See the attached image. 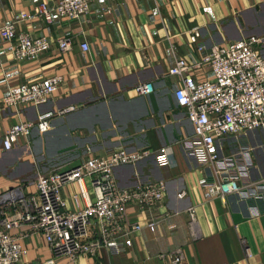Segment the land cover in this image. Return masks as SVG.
I'll return each instance as SVG.
<instances>
[{
	"label": "crops",
	"instance_id": "0c3cea01",
	"mask_svg": "<svg viewBox=\"0 0 264 264\" xmlns=\"http://www.w3.org/2000/svg\"><path fill=\"white\" fill-rule=\"evenodd\" d=\"M41 2L54 0H0V29L30 12ZM199 32L196 43L189 36ZM15 32L46 36L45 51L14 58L7 41L0 36V99L9 87L61 74L62 80L45 102L19 111L0 102V193L23 184L32 191L38 174L54 167H68L90 153H106L125 146L129 149L162 145L171 148L172 162L165 166L148 156L114 169L120 186L148 180L164 183L166 212L153 228L143 224L131 233V243L114 253L100 247L94 254L74 259L58 257L56 264H169L158 257L161 252L181 247L184 264H264V194L241 200L230 195L228 203L219 198H204L197 180L210 168L185 152L182 140L193 132V125L175 103L173 89L179 76L168 69L179 56L197 62L204 50L226 41L249 35L263 38L264 0H93L86 15L58 24L41 19H18ZM67 37L71 48L61 51L57 38ZM88 43L87 49L80 42ZM208 70H193L201 76ZM150 82L148 94L134 86ZM73 105L66 114L59 108ZM49 111L50 126L40 132L33 128L29 137H19L9 149L1 137L13 123L35 120ZM223 153L232 154L244 165V181L264 184V133L249 130L222 139ZM243 153V154H242ZM74 184H66L62 194L73 209ZM92 196V195H91ZM194 209V233L188 210ZM146 212L129 205L130 220L143 222ZM27 252L18 264H45L51 251L42 235L31 232L27 224L10 229ZM247 248V251H246Z\"/></svg>",
	"mask_w": 264,
	"mask_h": 264
},
{
	"label": "built area",
	"instance_id": "2783aa9c",
	"mask_svg": "<svg viewBox=\"0 0 264 264\" xmlns=\"http://www.w3.org/2000/svg\"><path fill=\"white\" fill-rule=\"evenodd\" d=\"M93 0H54L41 2L28 13L21 12L13 22L0 29V36L7 41V49L14 58L35 56L50 46L46 36H31L26 32H15V22L20 19H41L58 24L76 20L89 11ZM199 32L194 31L189 41L196 43ZM61 51L71 48L67 37L56 40ZM263 38L249 35L239 40L226 41L204 50L197 62L179 56L169 67L171 74L180 80L173 89L175 103L193 125L190 136L183 138L185 152L206 164L208 174L198 178L204 198H219L228 203L230 195L241 200H254L264 194V184L259 181H244V165L237 164L232 154L223 153L222 139L227 135H239L253 129L264 133V52ZM86 41L80 48L87 49ZM207 66L201 76L193 70ZM61 74H50L39 79L21 82L9 87L1 97L3 107L23 110L27 106L47 101L57 90ZM139 94H148L150 82H139L134 86ZM73 105L59 108L57 115L66 114ZM51 112L46 111L35 120H21L11 124L1 137L3 149L11 148L21 136L29 137L33 128L40 132L50 126ZM243 154V153H242ZM153 156L160 166L172 162L171 148L162 145L149 148L129 149L125 146L106 153H90L68 167H54L38 174L34 189L29 191L23 184L12 185L0 193V264H18L27 252L18 236L10 229L27 224L31 232L43 236L51 251L45 264H56L58 257L74 259L80 254L92 255L100 247L118 253L131 243V233L143 224L153 228L166 212L164 183L148 180L131 186H120L114 174L115 167L135 163ZM74 184L72 202L83 205L70 209L61 189ZM92 195V196H91ZM129 205L146 212L143 222L130 220ZM189 225L194 233L196 214L188 210ZM247 251V248H246ZM248 253V251H247ZM158 257L169 264H184L181 247L161 252ZM23 264H31L24 261Z\"/></svg>",
	"mask_w": 264,
	"mask_h": 264
}]
</instances>
